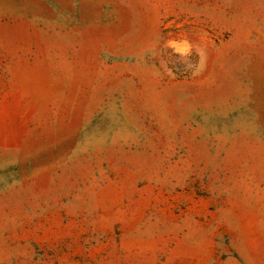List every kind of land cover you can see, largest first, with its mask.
<instances>
[{"label": "rangeland", "instance_id": "1", "mask_svg": "<svg viewBox=\"0 0 264 264\" xmlns=\"http://www.w3.org/2000/svg\"><path fill=\"white\" fill-rule=\"evenodd\" d=\"M0 264H264V0H0Z\"/></svg>", "mask_w": 264, "mask_h": 264}]
</instances>
